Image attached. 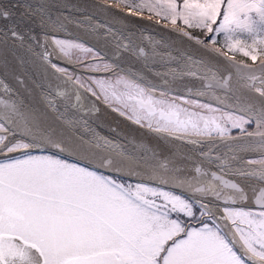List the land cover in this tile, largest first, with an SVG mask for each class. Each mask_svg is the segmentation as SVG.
<instances>
[{
    "label": "snow or ice",
    "instance_id": "1",
    "mask_svg": "<svg viewBox=\"0 0 264 264\" xmlns=\"http://www.w3.org/2000/svg\"><path fill=\"white\" fill-rule=\"evenodd\" d=\"M91 4L113 6L109 0H81L84 8ZM74 7L67 0H0V264H264V154L242 158L251 150L249 141L264 144V0L124 5L128 15L147 9L150 21L170 22V32L195 46L180 57L157 52L159 41L151 37L142 35L137 44L132 34L121 36L91 16L58 11ZM54 18L92 32L102 29L115 48L114 60L130 56L153 75L161 73L152 63L178 64L163 75L198 87L184 96L146 88L130 67L126 75L94 49L49 36V30L67 34L64 25L53 28ZM72 48L83 55L70 59ZM237 52L250 63L230 55ZM101 106L195 148L212 142L201 155L218 161L221 174L213 180L238 194L223 202L248 201L245 190L225 178L237 165V174L258 189L255 207H226L214 216L207 206L197 212L170 191L123 183L103 156L109 150L122 155L124 146L100 131ZM221 146L226 150L213 155ZM136 148L158 171L171 173L174 186L206 194L199 186L201 167L182 177L183 166L173 167V159L161 160L144 144Z\"/></svg>",
    "mask_w": 264,
    "mask_h": 264
},
{
    "label": "water",
    "instance_id": "2",
    "mask_svg": "<svg viewBox=\"0 0 264 264\" xmlns=\"http://www.w3.org/2000/svg\"><path fill=\"white\" fill-rule=\"evenodd\" d=\"M67 4L75 5V7L71 11H68L67 8L58 11L65 12L69 17L79 18L91 16L93 21L108 25L121 36L126 37L132 34L137 44L142 43L140 40L142 35L151 37L154 41H159L156 45L157 52H171L172 55L180 57L182 51L189 55L192 54V52L188 51L189 49L195 51V46L191 45L190 42L183 40V38L168 30L171 29L172 26L162 21L158 24L156 23V19L150 21L148 15H128V9L123 7L117 8L111 2L110 4L113 6L107 9L100 4H91L84 8L81 6V0H67ZM164 24L167 25L166 28L163 27ZM62 25L66 27L67 34L63 29L58 31L49 30L47 34L49 36L55 35L84 43L103 56L104 59L116 63L120 68L125 69V74L127 75H131V73L127 72V69L130 67L133 72L139 73L144 77V79H138L137 81L145 86L177 96H184L186 89L189 87L194 91L198 87L197 83L193 80L187 78L172 80L169 76L163 75L170 67L179 69L180 65L175 63L171 65L162 62L152 63L151 67L161 73V75H153L152 72L144 67L143 61H136L130 56L122 57L120 60H114L115 48L111 39H106L104 37L102 29L92 32L86 30V28H78L71 24H65L63 19L56 20L54 18L53 28H61ZM88 27H92V25L89 24ZM142 46L151 52L147 44H142ZM5 47H11V45H5ZM235 60L246 63L236 58ZM217 62L223 64L222 60H218ZM57 63H60V61H57ZM70 67L73 66L70 65ZM132 78L135 80L137 79L136 76H132ZM9 82L22 96L24 95L23 91L19 89V86L16 85L14 81L10 80ZM98 118L105 126L101 128L100 131L113 142H118L124 146L120 149V152L123 153L122 155L119 152L110 150L103 153L104 159L112 160V167L119 170L114 174L118 175V177H123L122 180L144 184L179 194L199 207L201 205L207 206L210 213L214 216H222V209L226 207L244 209L255 207L253 200L255 198V192L258 191V189H252L254 181L248 176L237 174V165H233L230 172L225 174V178L235 182L243 188L245 190V195L248 196V201L246 203L238 202L236 204H226L223 202V198L238 197V194L233 190L223 188L219 181L213 180V174H221L218 161L214 158L201 155V153L208 152L209 149L213 148L212 142H209L203 147L195 148L186 143L166 136L162 137L147 129L138 127L132 122L103 108V106H101V112ZM112 128H114L115 131L109 130ZM139 144L147 145L153 152L159 153V158L161 160L173 159V167L178 165L183 166L184 171L180 173L182 177H193L195 175L193 169L197 166L201 167L205 175L199 178V186L205 188L206 194H200L187 188L174 186V181L171 179L172 174L158 171L154 167V161L145 159L147 153L142 150L139 152L137 151L136 146ZM249 144L251 150L243 153L242 158L244 160L255 159L264 154V144L258 141H249ZM225 150L226 149L222 146L215 148L213 149V155L216 153L222 154ZM91 162L99 164L102 161L93 160ZM252 167L255 168L256 166ZM164 180H166L167 183L161 182ZM218 196L220 198H217Z\"/></svg>",
    "mask_w": 264,
    "mask_h": 264
},
{
    "label": "rangeland",
    "instance_id": "3",
    "mask_svg": "<svg viewBox=\"0 0 264 264\" xmlns=\"http://www.w3.org/2000/svg\"><path fill=\"white\" fill-rule=\"evenodd\" d=\"M109 2H111V3H114L115 4V0H109ZM142 2V0H121V5L120 6H124L125 4H131V5H136V4H139V3H141ZM142 14H144V15H148L149 16V12H148V10L147 9H145L144 11H143V13ZM154 19H156V18H154ZM163 21V20H162ZM164 23H166V24H168V25H170V26H172L171 25V23L170 22H165V21H163ZM58 38H61V39H67V40H72V39H68V38H64V37H59V36H57ZM72 41H76V40H72ZM76 42H79V41H76ZM79 43H82V42H79ZM82 44H84V43H82ZM85 45V44H84ZM85 46H87V45H85ZM87 47H89V46H87ZM83 55V53L79 50V49H75V48H72V49H70L69 51H68V57L70 58V59H76V58H78V57H80V56H82ZM106 60V59H105ZM65 67H68V68H70L71 70H73V71H76V70H78V69H76L75 67H70V65H64ZM72 66V65H71ZM74 68V69H73ZM127 75V74H126ZM135 80V79H134ZM138 83H140L139 81H137ZM140 84H142V83H140ZM143 85V84H142ZM143 86H145V85H143ZM146 88H150V87H148V86H145ZM159 91V90H158ZM173 95V94H172ZM177 96V95H176ZM125 102L126 103H134V101H128L126 98H125ZM260 157H258V158H255V159H259ZM122 182L123 183H131V182H128V181H125V180H122ZM133 184V183H132ZM146 186H148V185H146ZM151 187V186H150ZM167 191V190H166ZM173 193V192H172ZM173 194H175V195H178V196H180V197H182L183 199H185L188 203H190L191 205H192V203L191 202H189L185 197H183V196H181V195H179V194H176V193H173ZM193 206V205H192ZM194 208V207H193Z\"/></svg>",
    "mask_w": 264,
    "mask_h": 264
},
{
    "label": "trees",
    "instance_id": "4",
    "mask_svg": "<svg viewBox=\"0 0 264 264\" xmlns=\"http://www.w3.org/2000/svg\"><path fill=\"white\" fill-rule=\"evenodd\" d=\"M124 7V6H122ZM162 21V20H161ZM230 55L234 56L236 59L238 60H241V61H244V62H247V63H250V61H248V59L246 57H244L241 53L237 52V53H230ZM133 184H137V183H133ZM144 185V184H143ZM146 186V185H145ZM188 200V199H187ZM189 202H191L190 200H188ZM193 207H194V210L199 212L200 210V207H198L197 205H195L193 202H191Z\"/></svg>",
    "mask_w": 264,
    "mask_h": 264
},
{
    "label": "bare ground",
    "instance_id": "5",
    "mask_svg": "<svg viewBox=\"0 0 264 264\" xmlns=\"http://www.w3.org/2000/svg\"><path fill=\"white\" fill-rule=\"evenodd\" d=\"M77 71V70H76Z\"/></svg>",
    "mask_w": 264,
    "mask_h": 264
}]
</instances>
